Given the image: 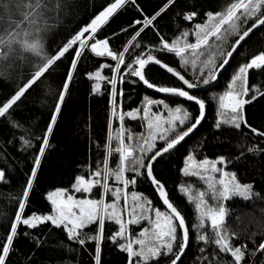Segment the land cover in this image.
I'll use <instances>...</instances> for the list:
<instances>
[{"label":"snow or ice","instance_id":"6c2138e0","mask_svg":"<svg viewBox=\"0 0 264 264\" xmlns=\"http://www.w3.org/2000/svg\"><path fill=\"white\" fill-rule=\"evenodd\" d=\"M129 6L134 7L142 19L129 25L134 32L123 50H116L110 46L109 37H100L98 33ZM71 7V0H0V80L19 81L9 97L0 103V119H8L29 90L50 69L58 67V62H62L66 54L73 56L46 130L42 135H33L31 129H24L27 134L21 137L20 150L35 149V153L21 192L13 196L16 210L8 232L0 242V264H9L10 255L16 251L14 241L21 234L22 226L37 229L41 225H50L65 233L69 243L58 241L54 247L77 254L83 250L93 264H102L105 242L124 254L126 264H183L182 257L190 246V230L198 246L196 264H264V239L257 242L255 236L258 233L254 232L247 235L244 242L236 243L241 234L228 222L233 212L228 206L229 201L239 198L254 206L257 201L264 202V192L258 191L254 182H242L237 171L230 169L231 158L224 155L216 159L198 158L196 152H191L183 159L182 176L196 178L203 184V188H196L189 182L178 185L186 203L194 206L191 227L180 205L170 197L165 182L155 174L154 167L165 154L171 155L205 120L206 100L189 90L217 81L233 54L242 47V42L257 30L264 33V0H230L220 11L203 13L204 22L197 20L201 16L199 11L182 8L179 0H165L150 15L137 0H111L62 46L50 51L49 38L70 13ZM170 11L174 12L178 34L168 39L158 24ZM181 20L188 26L181 24ZM146 30L154 31L159 37L158 46L143 44L141 34ZM127 31L128 28L121 29V32ZM189 37H194L195 42ZM136 49L141 51L137 53ZM87 52L114 62L101 63L96 70L84 74L91 81V94H103V86L110 96L105 155L94 168L86 170V175L75 176L72 192L82 194L80 198L68 189L57 188L47 193L51 204L48 214L26 216L30 193L37 182L46 150L51 147L50 137L70 94L78 65L82 58H86ZM157 53L173 54L178 58L179 68L186 73L190 71L192 78H186L177 68L163 62ZM129 55L132 56L130 62L126 59ZM150 64L165 69L184 87L161 86L150 81L145 71ZM122 68L125 71L122 72ZM105 70H110L111 75H106ZM253 70L264 72V51L242 62L234 70L226 90L210 97L216 105L214 129L218 133L222 134L228 128L247 136L243 132L247 129L264 141V126L257 128L247 118V107L264 99V87L259 84L250 86L249 74ZM125 83H142L157 93L194 102L198 106V115H193L183 105L170 106L164 99L147 95L143 97L141 107L125 111L122 103ZM161 106L163 111L159 110ZM126 119L142 121L145 131L134 132L126 126ZM10 123L14 128L22 127L16 121ZM33 140L40 141L39 147ZM240 147L242 150L235 156L236 161L244 160L247 155L264 154L260 143L247 144L246 141V148L245 145ZM3 154L7 156V153ZM114 154H118V160L113 164L111 158ZM145 181L154 188L163 210L136 191H131L129 199L130 187ZM0 183H10L6 169H0ZM259 211L264 214V207ZM111 225L116 226L114 230ZM133 226L139 231L134 232ZM22 234L31 236L37 248L46 246V240L42 241L29 231ZM90 244L93 245L91 250ZM33 256L34 252L26 259L31 261Z\"/></svg>","mask_w":264,"mask_h":264},{"label":"trees","instance_id":"16d2710c","mask_svg":"<svg viewBox=\"0 0 264 264\" xmlns=\"http://www.w3.org/2000/svg\"><path fill=\"white\" fill-rule=\"evenodd\" d=\"M109 2L111 0H71L70 13L63 18V22L49 38V50L52 51L57 46H62V43L89 23L91 18L98 14ZM137 2L143 7L145 13L150 15L158 10L165 0H137ZM179 2L182 8L199 11L201 16L197 20L198 22H204L206 17L203 16V13L220 11L230 0H179ZM173 17L174 12L170 11L158 24L161 32L168 39L178 34ZM136 19H142L141 14L134 7L129 6L114 16L98 35L109 37L110 46L116 50H123L134 32V29L129 25ZM180 23L186 27L188 26L182 20ZM136 27L140 26L137 25ZM122 28H128V31L121 32ZM114 33L116 35L113 36ZM141 38L145 45L158 46L159 37L152 30H146L145 33L141 34ZM189 39L195 42L194 37H189ZM135 51L139 53L141 50L136 49ZM261 51H264V33L258 30L243 43L217 83L206 91L197 93L207 103L206 117L200 127L171 155L164 156L154 166L155 174L165 182L170 197L180 205L190 227L194 220V206L186 203V198L178 191V185L189 182L195 187L201 188L202 182L196 178H185L180 173V169L183 167V159L191 152H196L198 158L216 159L220 155L231 158L233 162L230 164V169L237 171L239 179L242 182H254L256 189L264 192V154L258 156L247 155L242 161L234 159L242 150L241 145H245L246 148V141L247 144L260 143L262 147H264V141L253 136L247 129L243 130L244 133H247V136L228 128L222 134L218 133L214 129L217 118L216 105L210 99L212 94L226 90L234 70L242 62H246ZM157 55L163 62L181 71L186 78H192L190 71L186 73L179 68L178 58L173 54L157 53ZM72 58V54H66L62 62H58V67L54 66V70L50 69L37 82V85L29 90L26 98L19 103V106L15 108L8 119H0V150H3V152H0V169H6L10 181L8 184L0 183V242L4 240L7 234L9 222L16 210V200L13 196L21 192L27 174H29L32 167V159L35 153V149L26 152L20 150L21 137L27 134L24 129H31L33 135H42L46 130L53 114L54 103L62 84L65 82ZM126 59L130 62L132 56L129 55ZM104 62L114 63L107 58H96L90 52L86 53V58L81 59L70 85V94L66 97L57 124L54 127L53 135L50 137L51 147L46 150L41 169L38 171L37 182L30 193L29 202L25 209L26 216L32 213L48 214L51 205L47 200V193L57 188H65L72 192L75 176L86 175V170L89 167L94 168L96 163L103 159L108 133L110 96L103 86V94H91V81H88L84 74L96 70L99 64ZM121 71L123 72L125 69L122 68ZM145 71L150 81L158 85L180 87L175 79L156 66H149ZM105 74L111 75L110 70H105ZM132 79L136 78L133 77ZM249 82L250 86L259 84L264 87V72L253 70L249 74ZM18 83L19 81L7 82L0 80V103L9 97ZM123 88L125 95L122 98V103L125 111L141 107L143 97L147 95L155 99H164L170 106L183 105L193 115H198V107L182 98L152 93L140 83L136 85L125 83ZM159 110L163 111L162 106ZM247 118L257 128L264 126V99L247 107ZM10 121H16L22 127L14 128L11 126ZM125 123L136 133L145 131V128L142 127L143 122L140 120L126 119ZM33 143L36 147L40 145L38 140H33ZM3 153H7V156L5 157ZM117 160L118 154H114L111 161L114 164ZM131 191L142 193L151 199L156 206L162 208L157 194L149 182H138L136 186L130 187V200ZM108 199L110 201L111 197ZM228 206L233 209L228 218L229 225L241 234V239L236 243L244 242L246 236L254 232L258 233L255 236L257 242L264 239V214L259 211L260 207H264V202L257 201L254 206L237 198L229 201ZM110 227L114 230L116 226L111 225ZM49 229L51 230L49 231ZM24 231H29L38 236L42 241L46 240V246L37 248L31 236L25 237L22 234ZM133 231L138 232L139 228L133 226ZM20 233L14 241L16 251L10 255L9 264H93L89 254L83 250L77 254L54 247L58 241H63L65 244L69 242H67L63 231L51 228L50 225H41L37 229H26L22 226ZM190 237V246L186 255L182 257L183 264H196L195 257L198 246L191 230ZM72 247L78 246L72 245ZM88 247L91 250L93 245L90 244ZM33 252L32 260L26 259ZM257 259L259 260L260 257L258 256ZM102 264H126V261L124 254L119 253L109 242H105L102 252Z\"/></svg>","mask_w":264,"mask_h":264},{"label":"water","instance_id":"95a60500","mask_svg":"<svg viewBox=\"0 0 264 264\" xmlns=\"http://www.w3.org/2000/svg\"><path fill=\"white\" fill-rule=\"evenodd\" d=\"M257 31H258V30H257ZM243 43H244V42H242V45H243ZM239 49H240V48H238L237 53H238ZM237 53H234V54H233V58L230 60V63H231V61L234 59V57L236 56ZM230 63H229V64H230ZM149 66H152V64H150ZM149 66H148V67H149ZM153 66L158 67V68L161 69L163 72H165L167 75H169V76H171L173 79H175V80L180 84V87H184V86L181 84V82H180L177 78L173 77L170 73H167V71H166L165 69L160 68L159 65H153ZM228 66H229V65H228ZM228 66H226L225 69H224L223 71L220 72V74H219V76H218V79H219V77L224 73V71L228 68ZM148 67H147V68H148ZM136 79H137V78H136ZM218 79H217V81H218ZM217 81L213 82V84H211V85H209V86H205V87H202V88H199V89H193V90H189V91H190V92H193V93H195V94L200 93V92H203V91H206L207 89L213 87V86L217 83ZM140 84L143 85L142 83H140ZM143 86H144V85H143ZM144 87H145V86H144ZM145 88H146L147 90H149L150 92L155 93V94H158V95H167V94L157 93V92H155L153 89H148L147 87H145ZM182 99H183V98H182ZM185 101H186V100H185ZM187 102L190 103V104L195 105L194 102H189V101H187ZM195 106L198 107L197 105H195ZM202 122H203V121H202ZM199 127H200V125L198 126V128H199ZM198 128H197V129H198ZM197 129H196V130H197ZM196 130H194V132H195ZM194 132H193V133H194ZM193 133H191L188 137H186L185 140L181 142V144H183V143H184V142H185V141H186V140H187V139H188ZM181 144H180V145H181ZM180 145H179V146H180ZM179 146H178V147H179ZM178 147H177V148H178ZM166 155H168V154H165V156H166ZM149 183H150V182H149ZM157 197H158V195H157ZM158 199H159V198H158ZM159 201H160V200H159ZM160 203H161V206H162V208H163V205H162V202H161V201H160Z\"/></svg>","mask_w":264,"mask_h":264},{"label":"rangeland","instance_id":"374dc122","mask_svg":"<svg viewBox=\"0 0 264 264\" xmlns=\"http://www.w3.org/2000/svg\"><path fill=\"white\" fill-rule=\"evenodd\" d=\"M88 34L86 33L85 36H87ZM199 184V183H198ZM197 188V187H196ZM201 188H203V184L201 185ZM55 191V190H53ZM71 194L75 195L77 198H80L82 194L80 193H74V192H70ZM51 205V204H50Z\"/></svg>","mask_w":264,"mask_h":264}]
</instances>
